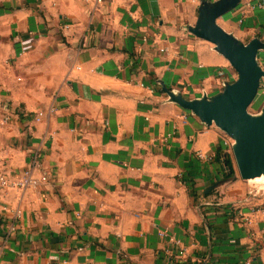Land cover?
Returning a JSON list of instances; mask_svg holds the SVG:
<instances>
[{
    "label": "crops",
    "instance_id": "crops-1",
    "mask_svg": "<svg viewBox=\"0 0 264 264\" xmlns=\"http://www.w3.org/2000/svg\"><path fill=\"white\" fill-rule=\"evenodd\" d=\"M219 1L0 0L2 167L47 175L0 189V264H264V212L249 211L264 209V182L242 178L224 132L171 97L210 98L237 78L190 30ZM258 1L216 23L258 37L264 70ZM256 97L258 114L264 74Z\"/></svg>",
    "mask_w": 264,
    "mask_h": 264
},
{
    "label": "water",
    "instance_id": "water-1",
    "mask_svg": "<svg viewBox=\"0 0 264 264\" xmlns=\"http://www.w3.org/2000/svg\"><path fill=\"white\" fill-rule=\"evenodd\" d=\"M237 1L220 0L213 5L204 2L198 19L190 27L195 34L213 42L227 57L237 71V78L210 98L187 99L175 93L171 97L204 122L217 125L234 140L232 153L239 175L250 179L264 174V110L258 114L248 110L264 74L256 58L262 42L255 37L243 44L216 23L225 7Z\"/></svg>",
    "mask_w": 264,
    "mask_h": 264
},
{
    "label": "built area",
    "instance_id": "built-area-1",
    "mask_svg": "<svg viewBox=\"0 0 264 264\" xmlns=\"http://www.w3.org/2000/svg\"><path fill=\"white\" fill-rule=\"evenodd\" d=\"M97 1H101V0H97ZM247 7L249 8H254V7H258V8H264V0H259L257 2V4H251L250 2H247ZM42 115V112L39 111L37 112V116L36 118L38 119L40 116ZM9 115L6 114L5 116H3L2 120H1V123H5L9 120ZM234 140L229 136L227 135L225 132H224V135H223V138H222V143L224 146L228 147L230 150H232V144H233ZM196 155L199 157V158H202V159H205V160H210L214 157V154L212 153H207V152H203L201 150H197L196 152ZM47 180V175L44 174V173H41L39 176H33L31 175V171H30V168L26 169L24 171V173L22 175H20L19 177H15V178H11L9 177L3 167H2V157L0 156V189H5V188H12V187H19V188H25V187H28V186H35L37 185L39 182H43V181H46ZM261 211V212H264V209L263 208H260L258 206H255V205H252L250 206V209L249 211L250 212H254V211ZM236 217L237 219H239L240 221L244 222V223H251V218L249 216V214L247 212H244L240 209H237L236 210ZM20 214L19 210H15L14 212V216L15 217H18ZM14 229V224H11L10 225V230H13ZM159 234L160 235H166L167 234V231L166 230H160L159 231ZM169 240L171 243L177 245V246H180V241L176 238H174L173 236H170L169 237ZM183 252V249H181L179 251V253H182ZM83 264H91L90 262L89 263H83ZM244 264H250V260H246L244 262Z\"/></svg>",
    "mask_w": 264,
    "mask_h": 264
},
{
    "label": "trees",
    "instance_id": "trees-1",
    "mask_svg": "<svg viewBox=\"0 0 264 264\" xmlns=\"http://www.w3.org/2000/svg\"><path fill=\"white\" fill-rule=\"evenodd\" d=\"M219 156L223 157V162L224 165L228 167L227 172L225 173L224 177H229L232 175L233 171H232V163H231V159L230 156L228 155V153L226 152H219Z\"/></svg>",
    "mask_w": 264,
    "mask_h": 264
},
{
    "label": "rangeland",
    "instance_id": "rangeland-1",
    "mask_svg": "<svg viewBox=\"0 0 264 264\" xmlns=\"http://www.w3.org/2000/svg\"><path fill=\"white\" fill-rule=\"evenodd\" d=\"M257 97L255 96V98L253 99V101L250 103V105L248 106V110L249 112L255 114L257 112ZM234 160V165L236 166L237 168V165H236V162H235V159L233 158Z\"/></svg>",
    "mask_w": 264,
    "mask_h": 264
},
{
    "label": "bare ground",
    "instance_id": "bare-ground-1",
    "mask_svg": "<svg viewBox=\"0 0 264 264\" xmlns=\"http://www.w3.org/2000/svg\"><path fill=\"white\" fill-rule=\"evenodd\" d=\"M249 180L256 181V182H264V174L256 176L254 178H250Z\"/></svg>",
    "mask_w": 264,
    "mask_h": 264
}]
</instances>
